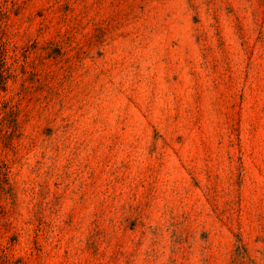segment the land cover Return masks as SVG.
Returning <instances> with one entry per match:
<instances>
[{"label": "rangeland", "instance_id": "obj_1", "mask_svg": "<svg viewBox=\"0 0 264 264\" xmlns=\"http://www.w3.org/2000/svg\"><path fill=\"white\" fill-rule=\"evenodd\" d=\"M0 264H264V0H0Z\"/></svg>", "mask_w": 264, "mask_h": 264}]
</instances>
